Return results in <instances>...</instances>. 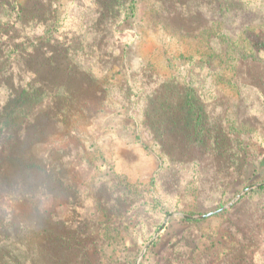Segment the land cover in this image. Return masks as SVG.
<instances>
[{
    "label": "rangeland",
    "instance_id": "374dc122",
    "mask_svg": "<svg viewBox=\"0 0 264 264\" xmlns=\"http://www.w3.org/2000/svg\"><path fill=\"white\" fill-rule=\"evenodd\" d=\"M21 1L36 15L57 8L55 43H90L77 56L110 86L90 122L65 121L44 99L21 104L27 70L44 56L8 59L21 29L0 37V264H264V99L254 87L264 92V0H228L233 9L222 11L217 0ZM110 17L107 34L100 29ZM189 82L218 102L207 123L220 115L247 140L255 182L217 168L213 150L182 132L170 131L162 147L145 114L149 99ZM59 156V180L47 184L39 169ZM123 187L135 196L130 226L113 200ZM94 241L97 251L87 252Z\"/></svg>",
    "mask_w": 264,
    "mask_h": 264
},
{
    "label": "trees",
    "instance_id": "16d2710c",
    "mask_svg": "<svg viewBox=\"0 0 264 264\" xmlns=\"http://www.w3.org/2000/svg\"><path fill=\"white\" fill-rule=\"evenodd\" d=\"M217 1L220 11L225 7L230 10L234 7L231 1ZM1 7L4 8L3 13L6 20L4 23L0 21V37L8 30L11 32L13 28L21 29L19 34L15 36L17 41L8 44L10 50H8L7 58L10 59L13 53L18 55V60L27 57L30 61L32 59L31 63H34L36 53L42 52L41 54L44 56V60L41 63L35 64L39 65L38 68L32 70L29 68L27 70V73L32 75V78L25 84L24 91L21 93L18 101L22 100L21 104H25L32 102L33 99L35 101L44 99L47 103L50 102L51 108L56 110L65 121H71L79 117L90 122L97 115V107L105 100L109 92L110 82L106 81V78L102 76L89 75L86 68L82 66V63L86 60L84 54L80 57L77 56L79 44L83 47L82 41L72 40L65 44L60 43L62 45L55 43V38L52 35L59 31L56 26L58 21L56 19L58 16L57 8H54L53 12L50 5L49 8L44 10L43 14L37 10L39 14L36 15V8L26 7L25 2L21 0H0V9ZM133 8L132 14H128L127 16L134 15L135 7ZM112 11L111 7L107 11H100V18H103L108 13H112ZM112 24V17L105 19L103 24H101L100 30L109 34L112 30ZM38 28L43 29L42 34L37 33ZM41 38L44 39L42 40ZM89 45L90 43L86 44V47H83L82 50L86 52V56L89 53ZM44 47H51L52 50L50 52L43 51ZM246 58L245 54H242L239 61L245 62ZM191 83L189 82L188 88L178 91L177 94H173L172 96L163 88L157 89L149 99V106L146 108L145 114L153 122L150 124V128L152 130L155 129L162 136L160 140L162 147L166 149L165 145H167L168 133L170 131L182 132L187 135V143L189 145L196 148L213 150L212 156L216 160L217 168L221 169L223 167L227 169L234 167L235 170L232 173L236 172L237 175L247 177L249 181L255 182L258 177L255 174L257 167L253 168V174L250 176L251 166L245 163L250 147L247 140H245L244 136L237 137L233 135L230 125L226 126V121L220 115H215L216 117H212L213 121L209 122V124L207 123V117H209L207 107L210 105L211 107H216L218 106V102L205 101V99L201 98L198 88H192ZM69 132L72 134L71 130ZM70 134H68V139L72 136ZM58 152L60 151L58 150ZM62 153L64 154L63 148L60 154ZM66 153L64 156L70 155ZM60 158L59 156L57 161H49L47 167L44 166L39 169L42 178L45 179L47 184L58 182L59 173L63 168ZM233 163L236 166H231ZM30 164L34 166L36 162H31ZM89 164H91L90 161ZM29 180L31 179H24L23 185L25 186ZM41 183L42 185L44 184V182ZM263 187L264 185L260 186V188ZM133 195L132 190L123 187L121 193L117 192L113 196V200L118 198V201L115 202L118 203L115 210L119 213L118 216L122 219H130L126 222L127 226L135 223L133 216L128 215L132 209L129 205L135 198ZM72 204H74L73 208L77 207V204ZM187 220L190 221V219ZM84 227L85 229L82 227L83 230L87 232L88 223H85ZM83 230L77 229L79 231L77 234L85 235ZM96 242L91 243V247H94L92 249H90L88 244L85 245L87 252L88 249L89 251H97ZM157 244V241H154L150 244V247ZM2 256L5 257L6 253L0 249V258Z\"/></svg>",
    "mask_w": 264,
    "mask_h": 264
},
{
    "label": "crops",
    "instance_id": "0c3cea01",
    "mask_svg": "<svg viewBox=\"0 0 264 264\" xmlns=\"http://www.w3.org/2000/svg\"><path fill=\"white\" fill-rule=\"evenodd\" d=\"M257 90H258V94H259V96L262 98V99H264V92L262 91V89H260L259 88V86H254ZM256 131H257V129H256ZM259 131H261L260 129H259ZM259 135H260V138H259V143L260 144H262V145H264V134H262L261 132H259Z\"/></svg>",
    "mask_w": 264,
    "mask_h": 264
}]
</instances>
